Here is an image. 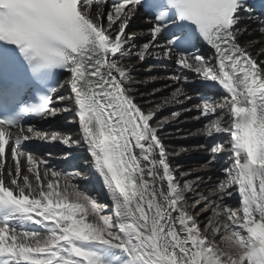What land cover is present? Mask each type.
I'll use <instances>...</instances> for the list:
<instances>
[{
  "label": "snow or ice",
  "instance_id": "6c2138e0",
  "mask_svg": "<svg viewBox=\"0 0 264 264\" xmlns=\"http://www.w3.org/2000/svg\"><path fill=\"white\" fill-rule=\"evenodd\" d=\"M0 264H264V0H0Z\"/></svg>",
  "mask_w": 264,
  "mask_h": 264
},
{
  "label": "rangeland",
  "instance_id": "374dc122",
  "mask_svg": "<svg viewBox=\"0 0 264 264\" xmlns=\"http://www.w3.org/2000/svg\"><path fill=\"white\" fill-rule=\"evenodd\" d=\"M146 67V66H145ZM61 94H66L65 92H62ZM184 125H186V129H189V130H194L195 128H197V127H199V125L197 124V122H195V121H191V122H189V123H187V124H184ZM56 130V129H55ZM171 130V129H170ZM197 139V138H196ZM192 140H194V138H192V139H189V140H186V141H177V140H172L170 143L171 144H174L175 146L174 147H178V146H180L181 144H184V145H186V146H192V145H194V144H196V143H198V142H200V140L198 139V142H196V143H194V142H192ZM176 142V143H175ZM166 143H168V141H166ZM169 144V143H168ZM51 151L54 153V155H56V156H59L61 153H60V150H59V148H56V150L55 151H53L52 149H51ZM57 151V152H56ZM41 155L43 154V151L42 152H39ZM197 154V155H196ZM196 154H195V152H192L191 153V155L189 154V155H184V156H182V157H177L174 161H173V163L175 164V163H180L181 165H183L184 167H185V169H187V168H189V167H193V166H196V165H198V164H200V163H202L203 162V160L201 159V154L200 153H198V152H196ZM193 159H197V160H199L198 162H194L193 161ZM196 160V161H197ZM193 161V162H192ZM192 162V163H191ZM207 179V178H206ZM213 179L215 180L216 179V177H215V175H213Z\"/></svg>",
  "mask_w": 264,
  "mask_h": 264
},
{
  "label": "bare ground",
  "instance_id": "6f19581e",
  "mask_svg": "<svg viewBox=\"0 0 264 264\" xmlns=\"http://www.w3.org/2000/svg\"><path fill=\"white\" fill-rule=\"evenodd\" d=\"M132 25H135V27L134 26H131V29L130 30H135V31H139V30H143V29H145L146 27H147V25L145 24V22L144 21H142V20H140V19H137V20H135L134 22H133V24ZM134 27V28H133ZM155 86H157V87H159L160 86V84L158 83V84H156ZM63 91H61V93H62ZM59 123H62V121H53L51 124H48V123H45V122H43V121H41V122H39V127H41V129L42 130H49V129H51V130H55L56 129V125L57 124H59ZM182 127H184L185 129L187 128L186 127V125H183ZM171 131V130H170ZM171 141H168V143H169V145L171 146V147H174L175 145L174 144H171L170 143ZM192 142H194V143H196V142H198V139H196V138H194V140H192ZM176 143V142H175ZM52 150L53 151H55L56 150V148H52ZM43 150H40L39 152H42ZM38 152V154H40ZM57 152V151H56ZM195 154H196V152H195ZM41 155V154H40ZM43 155V154H42ZM191 155V154H190ZM197 155V154H196ZM197 159H193V161L194 162H198L199 160H197ZM192 161V162H193ZM191 162V163H192ZM205 178H207V177H205ZM214 180V179H213ZM235 203V202H234Z\"/></svg>",
  "mask_w": 264,
  "mask_h": 264
}]
</instances>
